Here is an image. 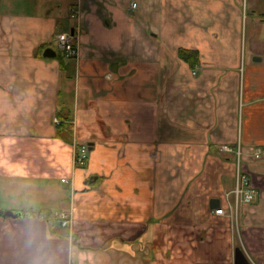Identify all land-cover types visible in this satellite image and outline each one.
Returning <instances> with one entry per match:
<instances>
[{
  "label": "crops",
  "instance_id": "obj_1",
  "mask_svg": "<svg viewBox=\"0 0 264 264\" xmlns=\"http://www.w3.org/2000/svg\"><path fill=\"white\" fill-rule=\"evenodd\" d=\"M137 2L0 0V209L16 214L0 217V264H24L39 231L63 264H233L237 248L264 264V170L249 156L264 154L258 0L245 41L244 0ZM225 144L245 154L250 202Z\"/></svg>",
  "mask_w": 264,
  "mask_h": 264
},
{
  "label": "built area",
  "instance_id": "obj_2",
  "mask_svg": "<svg viewBox=\"0 0 264 264\" xmlns=\"http://www.w3.org/2000/svg\"><path fill=\"white\" fill-rule=\"evenodd\" d=\"M133 9L138 7L137 0H132ZM76 36L70 33H60L56 36V43L58 46L66 52L68 57H77L78 56V47L75 45ZM221 151L225 153L236 154L237 156V188L235 191L237 197V203L241 200H245L246 202H250L253 197V192L248 191V187L250 186V180L247 175L246 163L244 160V152L241 146L238 144L237 146H232L229 144H225L221 146ZM263 154V150L255 149L249 152V156L251 159H260ZM89 157V148L87 145H82L76 149L74 155V163L78 166H84ZM63 182H67V179H63ZM216 216L222 217H230L231 219H237V211L230 208L226 210L224 207H220L214 211ZM59 221L63 227L72 226L73 222V214L72 212H62L59 215ZM235 264V263H233ZM250 264H255L253 261Z\"/></svg>",
  "mask_w": 264,
  "mask_h": 264
},
{
  "label": "rangeland",
  "instance_id": "obj_3",
  "mask_svg": "<svg viewBox=\"0 0 264 264\" xmlns=\"http://www.w3.org/2000/svg\"><path fill=\"white\" fill-rule=\"evenodd\" d=\"M245 6L243 11V24H242V33L244 37V41L248 39L251 35V27L253 26L252 23H249L252 19V12H251V5L253 0H244ZM248 4V6H247ZM259 13H264V0H258V6L256 7ZM247 35V36H246ZM58 55L61 57L63 56V52H58ZM254 165L251 166L252 170L261 168L264 170V154L263 156L256 160L253 159ZM258 171V170H257ZM40 229V228H38ZM42 231L38 233L37 240L34 241V245L29 246L30 254L24 259V264H63L62 259L60 260L59 255L55 253L52 254L51 250L49 249L48 245L45 243H41V238H44L41 235ZM27 242V241H26ZM51 253L52 255H49Z\"/></svg>",
  "mask_w": 264,
  "mask_h": 264
},
{
  "label": "trees",
  "instance_id": "obj_4",
  "mask_svg": "<svg viewBox=\"0 0 264 264\" xmlns=\"http://www.w3.org/2000/svg\"><path fill=\"white\" fill-rule=\"evenodd\" d=\"M178 56L183 61L187 62L192 68L197 66L200 63V54L198 51L195 50H188L181 48L178 51ZM58 136L61 138H66V136H69L71 134V126L66 124L65 122L61 121L58 126ZM5 212L0 209V217H4Z\"/></svg>",
  "mask_w": 264,
  "mask_h": 264
},
{
  "label": "water",
  "instance_id": "obj_5",
  "mask_svg": "<svg viewBox=\"0 0 264 264\" xmlns=\"http://www.w3.org/2000/svg\"><path fill=\"white\" fill-rule=\"evenodd\" d=\"M56 53L52 49H47L45 52L46 57H53ZM6 216H16L12 211H7ZM235 263L236 264H249V260L242 248H237L235 252Z\"/></svg>",
  "mask_w": 264,
  "mask_h": 264
}]
</instances>
